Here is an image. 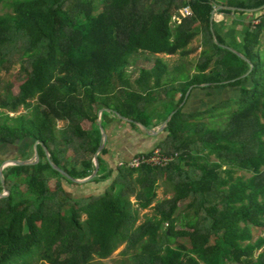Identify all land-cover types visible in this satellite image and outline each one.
I'll return each mask as SVG.
<instances>
[{
  "label": "trees",
  "instance_id": "16d2710c",
  "mask_svg": "<svg viewBox=\"0 0 264 264\" xmlns=\"http://www.w3.org/2000/svg\"><path fill=\"white\" fill-rule=\"evenodd\" d=\"M0 6L10 10L0 15V73L18 65L19 81L13 93L0 78V149L39 143V163L2 170L0 264H93L120 247L132 264H264V0H0ZM218 7L237 9L219 11L228 16H253L239 43L229 44L219 23L210 22ZM183 8L190 15L173 22ZM198 35L202 50L192 72L183 63L171 70L158 57L186 55ZM141 54L157 57L133 78L130 68ZM219 88L239 89L238 96L184 110L193 90ZM158 89L180 93L168 138L154 148L174 159L109 168L104 148L89 182L108 186L100 195L70 197L68 185L78 184L49 162L74 179L91 175L101 130L114 118L132 129L156 128L149 111ZM30 150L23 161L34 156ZM161 180L172 196L157 200Z\"/></svg>",
  "mask_w": 264,
  "mask_h": 264
},
{
  "label": "rangeland",
  "instance_id": "374dc122",
  "mask_svg": "<svg viewBox=\"0 0 264 264\" xmlns=\"http://www.w3.org/2000/svg\"><path fill=\"white\" fill-rule=\"evenodd\" d=\"M6 1L10 2L11 0H6ZM215 1L218 3H224V5H226V3L228 1H244V0H215ZM9 12H10V10L8 8H6L5 6H0V15L4 14V13H9ZM213 20L215 21V23H219L220 31L223 33V35H225L226 41L230 44V43H239L241 41V31H242L243 27L246 26V24L252 22L253 16L240 17L239 15H235V14L228 16L225 14H221L219 11H216L214 13ZM254 23H256V22H254ZM201 50H202V47L200 46V36L198 35L187 46V54L186 55H183V56H180V54L158 55V57L164 59L169 64L171 70H173L175 66H178V65L183 63L184 67L187 70L192 72L193 71L192 69H193L195 63L199 59ZM156 57L150 56L148 54L139 55V57L137 58V62L135 64H133L130 68L131 71H135L133 78L138 77L140 69L152 68L154 65V61H155ZM17 70H18V65H15L10 70L9 73H5V72L0 73V78L2 79L1 80L2 82H5L8 80L13 84V89H12L13 93H17L18 86H19V81L16 78V76L14 75ZM176 86H179V84H177ZM238 92H239V89H232V88L204 89V90L195 89V90H193V92L191 94L190 100L188 101V103L186 105L187 109L185 111H187V113L204 111L206 109H209L215 103L226 101V100H228V98H231V97L232 98L237 97ZM153 96H154V98H152V107L150 108V111H149V118H150L149 121L150 122L153 121L154 119H156V121H158V119L165 118L167 115V111L171 110L172 108H175L174 102L172 101V98H171V95L167 96L168 97V101H167L163 89L156 90L154 92ZM23 113L24 112L22 110H19L18 114L11 115V117H16V116H19ZM172 114L170 116H172ZM62 126H63V124H58V128H60ZM86 127L87 126L84 125V129H86ZM163 127H159V128L154 130V131H156L155 136H158L160 133H162L164 131V129H162ZM119 130H121V131H119V133H123L125 131L123 129H119ZM159 130H162V132H160ZM158 132H160V133H158ZM132 136L129 139H130V141H133L134 149L138 148L137 150L132 149V151H131L132 154H135L133 156V158H134L139 154H144V147H145V145H147V143L142 142V141H146V140L143 137H141V135L138 136V135L134 134ZM117 139L123 140L124 136H119V137H117ZM31 148H34V146L31 142H28V141H26V142H24L18 146L2 147L0 149V164L2 165L5 162L15 161V160L23 161L21 158L22 155L30 153ZM154 150L156 151V150H158V148L154 149ZM33 159H34V156H32V158L30 160H33ZM249 176H250L249 174H245L246 178ZM89 183H91V185L93 187L87 188V189L93 193H96V195H97V193H98V195H100V193L106 188V185H108L110 183V181L106 182L105 184H103V183L97 184L95 182H89ZM95 186H97V188ZM50 187L53 188L51 185H50ZM71 188L74 190H72V195H69L70 197L72 196V197L76 198L78 196L83 195V193H84L83 187L78 188V186L72 185ZM168 188H169V186L166 184V182H164V180H161L157 184H155L154 189H155V192H157V200H163L165 198L172 196V193L168 192L169 191ZM3 193H5V192H3ZM152 214H153L152 209L148 210V211H143L141 213L142 218H141L140 222H142L144 220V216H146V215L151 216ZM81 220L86 222L87 217L82 216ZM154 238L158 239V237H154ZM123 248L124 247L118 248L111 255V257L106 259V260H99L98 258H95V260H93L92 263L93 264H132V262L128 259V257H126L123 254Z\"/></svg>",
  "mask_w": 264,
  "mask_h": 264
},
{
  "label": "crops",
  "instance_id": "0c3cea01",
  "mask_svg": "<svg viewBox=\"0 0 264 264\" xmlns=\"http://www.w3.org/2000/svg\"><path fill=\"white\" fill-rule=\"evenodd\" d=\"M167 96H168V94L166 93L165 97H166V100L168 101V97ZM178 96H180L179 93H176V94L171 96L172 101L174 102V106H176L178 101H179V97ZM186 105L183 107L184 110L187 109ZM182 106L183 105H181L180 107H182ZM173 110H174V108H172L171 110L167 111L166 117L170 116L172 114L171 112H173ZM169 119H171V116L167 119V121ZM167 121L166 122L162 121V123H160L161 122L160 119H158V121H156V119H154L152 121L151 125L156 126L155 129H157L159 127H163L165 125L162 128V129H164V131L162 132V130H159L162 133L158 132L160 134L158 136H155L156 134L155 135H148L138 125H137V129H132L130 124H129V122H127L125 120H121L120 118H114L113 121L110 124L107 125L106 131H105L106 132V144H105L104 148H106L108 150V156H106V158H105L108 167L109 168H115L116 165H118V163L124 162V161L125 162L126 161H130L133 158V156L135 154H132L131 151H132V149L133 150H137L138 148L134 149L133 141H130L129 138H131V136L134 135V134H136L138 136L141 135V137H143L146 140V141H142V142H146L147 143V145H145V147H144V153L150 152L151 150H153L157 146L159 147L161 143H163V142H165L167 140L168 135H169V133L165 131V129L167 127V124H168ZM119 129H123L125 131L123 133H119V131H121ZM119 136H124V139L123 140L117 139V137H119ZM106 182H101V183H97V184H102V183L105 184ZM71 186L72 185H68V189L70 190L69 195H72V190H74V189L71 188ZM73 186H78V188L79 187H83V191H84L83 195L78 196L76 198L88 197V196H96V193H93V192H91V191H89L87 189V188H92L93 187L91 185V183H84V184H78V185H73ZM107 186L108 185H106V187ZM95 187L97 188V186H95ZM97 195H98V193H97Z\"/></svg>",
  "mask_w": 264,
  "mask_h": 264
},
{
  "label": "water",
  "instance_id": "95a60500",
  "mask_svg": "<svg viewBox=\"0 0 264 264\" xmlns=\"http://www.w3.org/2000/svg\"><path fill=\"white\" fill-rule=\"evenodd\" d=\"M264 9V7L261 8V10ZM222 10H229V11H232V12H236L237 9L236 8H228V7H218L216 8L213 13H212V17L210 18V22L213 21V16H214V13L216 11H222ZM238 55L242 58H244L240 53H238ZM190 89V88H189ZM189 92V90H188ZM188 92L186 93V96L188 94ZM101 115H102V112H100L99 114V123L101 122ZM173 115V114H172ZM172 117V116H171ZM123 120V119H121ZM125 121L129 122L128 120L124 119ZM170 119L167 121L169 122ZM140 126L148 135H155L156 134V131L154 130H148L146 129L145 127H143L142 125H138ZM102 132V136H103V140H102V145L100 146V148L98 149V152L95 153L94 157H93V164H94V170L93 172L91 173V175H89L88 177L86 178H83V179H74V178H71L69 176H67L64 172H62L61 170H59L53 163L49 162L51 167L53 169H55L56 171H58L60 174L64 175L65 177H67L71 182L73 183H77V184H84V183H87L89 181H91L93 178H95L99 172V169H100V164H99V160H98V157L100 155V153L103 151L104 147H105V144H106V132L105 130H101ZM39 145V143H37L34 147V159L33 160H28V161H9V162H5L3 163L1 166H0V179H1V184L3 185V180H2V170L5 168V167H8V166H12V165H30V164H37L39 163V155H38V151H37V146ZM44 151L45 153L47 154V149L44 148ZM48 157V155H47ZM4 196V193L0 192V197Z\"/></svg>",
  "mask_w": 264,
  "mask_h": 264
},
{
  "label": "built area",
  "instance_id": "2783aa9c",
  "mask_svg": "<svg viewBox=\"0 0 264 264\" xmlns=\"http://www.w3.org/2000/svg\"><path fill=\"white\" fill-rule=\"evenodd\" d=\"M190 15V10L189 8H183L179 11V16H175L173 18V22L180 24L181 19H184ZM157 152V153H156ZM174 157L171 156H165L162 154L160 150L154 151V154L152 156H136L132 158L130 161H128L127 165L130 167L138 168L143 164H150V165H158V166H165L169 164ZM123 163H120L121 165ZM5 192V191H4Z\"/></svg>",
  "mask_w": 264,
  "mask_h": 264
}]
</instances>
